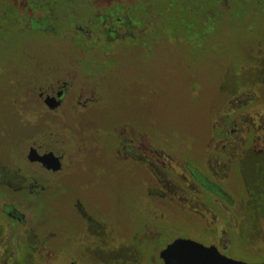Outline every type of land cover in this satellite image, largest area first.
<instances>
[{
	"label": "rangeland",
	"instance_id": "374dc122",
	"mask_svg": "<svg viewBox=\"0 0 264 264\" xmlns=\"http://www.w3.org/2000/svg\"><path fill=\"white\" fill-rule=\"evenodd\" d=\"M78 1L0 2V181L46 188L0 197L26 215L19 264H161L177 237L264 261V0H134L145 37L109 43Z\"/></svg>",
	"mask_w": 264,
	"mask_h": 264
},
{
	"label": "flooded vegetation",
	"instance_id": "af4514ba",
	"mask_svg": "<svg viewBox=\"0 0 264 264\" xmlns=\"http://www.w3.org/2000/svg\"><path fill=\"white\" fill-rule=\"evenodd\" d=\"M28 1L29 0H0V2L8 5L9 9L12 12H14L13 10H16L18 13L23 14L25 17L27 16L26 18H28V16H30V14L33 13L34 11L32 8L21 6L23 4H27ZM38 1H39V4L41 5H44L46 2V0H38ZM88 1L92 2L91 6L86 2V0L78 1L77 5L81 9H85V10L87 7H90V12H88L89 17L91 18V20H94L96 22L97 29L100 25L102 26V33L99 35V38H98L99 40L102 41L103 38L105 37L119 36L121 32L126 33V37H128L129 35H132L134 37H140V38L142 36L145 37L144 36L145 30L143 29V23L145 24V20H143L142 18L140 21H138L130 14L134 6V0H88ZM31 3H34V0H31ZM100 11H103L102 15H98L100 14ZM133 27H137V30L139 31V33H136L132 29ZM81 29L86 30V28H83V25L81 26ZM99 30L101 29H98L96 31L99 32ZM102 42L109 43L107 42V40H103ZM60 91L62 92V94L59 97L58 93ZM64 91H65L64 88L61 90H58L57 92H54L53 90L52 96H55L59 98L60 100H62V97L65 94ZM250 137L252 138V136ZM244 143H246V141ZM250 144L253 148L257 149L255 145H253L252 141L250 142ZM34 146H38V145L34 143ZM39 148H42V147L39 146ZM50 149L52 148L44 147L39 152L49 151ZM138 149L139 150L143 149L141 144L138 146ZM61 160L63 161V158ZM30 163H36V164L38 163L41 168L47 170L49 173L56 172L52 169L46 168L41 162L37 160L31 159ZM6 170L8 171L7 168ZM16 171L20 172V169L16 168ZM192 171H193V174L197 177L201 173L200 171H199L200 173L197 171H194V169H192ZM212 172L214 173L215 170ZM18 179L5 177L2 181H0V185L3 186V189L7 190V193L4 195H0V197L11 195L12 192L15 194L17 193L26 194L29 192L30 194L38 196L37 194H39L38 193L39 190L46 189V188L43 189V187L38 185L36 181L32 182L31 180L28 185H25V184H22V181ZM209 191L214 194V199L218 200V202H220V205H222L220 198H223L227 200L229 204H232L230 202L232 201L230 198L232 197V195L228 194L227 191H224L221 189L212 190L210 188H209ZM222 208L225 209L223 205H222ZM6 216L7 218H5ZM25 216H26L25 213L20 212V210L15 208L13 204H8L7 206H5V210H3V212H1L0 210V264H19L18 257L20 255V247H19L20 242L17 243V241L15 240L18 239V233H19V227H18L19 223L18 222H21L22 224H26ZM32 233H30V231H24L22 232V236H24L25 239L28 240L29 244H32L33 246L36 245V249H35V253H36L38 252V248L42 249L43 245L41 243H43V241H40L39 239H37L38 235L35 234L34 232L33 234L37 235V237L35 236L36 239H34L33 242H30L29 235H31ZM230 237H231L230 240H232L233 232ZM210 244L217 245L220 250L224 249L218 243L213 242L211 240L207 245H210ZM38 256H39L41 264H45L43 261L44 254H41ZM41 256H42V259H41ZM71 262H75L76 264H79L80 260L75 258L73 260H70L68 264H70ZM161 264H164V261L162 258H161Z\"/></svg>",
	"mask_w": 264,
	"mask_h": 264
},
{
	"label": "water",
	"instance_id": "95a60500",
	"mask_svg": "<svg viewBox=\"0 0 264 264\" xmlns=\"http://www.w3.org/2000/svg\"><path fill=\"white\" fill-rule=\"evenodd\" d=\"M62 92L58 93V96ZM47 105L54 109L61 103L55 96L45 97ZM63 149L52 148L49 151L37 152L31 156L32 160L41 162L46 168L57 171L62 166ZM164 264H264L261 262H247L223 253L217 245H207L192 238L177 237L167 244L160 252ZM70 264H76L71 262Z\"/></svg>",
	"mask_w": 264,
	"mask_h": 264
},
{
	"label": "trees",
	"instance_id": "16d2710c",
	"mask_svg": "<svg viewBox=\"0 0 264 264\" xmlns=\"http://www.w3.org/2000/svg\"><path fill=\"white\" fill-rule=\"evenodd\" d=\"M86 2L91 6V4H92V2L91 1H88V0H86ZM92 13V12H91ZM90 13V14H91ZM145 148V147H144ZM152 153H154L153 151H152ZM155 154V153H154ZM156 157H157V155H156Z\"/></svg>",
	"mask_w": 264,
	"mask_h": 264
}]
</instances>
